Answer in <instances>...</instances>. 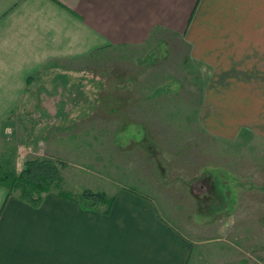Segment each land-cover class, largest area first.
Segmentation results:
<instances>
[{
  "label": "rangeland",
  "instance_id": "1",
  "mask_svg": "<svg viewBox=\"0 0 264 264\" xmlns=\"http://www.w3.org/2000/svg\"><path fill=\"white\" fill-rule=\"evenodd\" d=\"M44 75L43 88L63 86L64 96L24 102L2 123L5 168L48 158L72 197H151L193 242L190 264H264V133L225 137L203 126L209 71L184 39L159 31L144 46L59 62Z\"/></svg>",
  "mask_w": 264,
  "mask_h": 264
},
{
  "label": "crops",
  "instance_id": "2",
  "mask_svg": "<svg viewBox=\"0 0 264 264\" xmlns=\"http://www.w3.org/2000/svg\"><path fill=\"white\" fill-rule=\"evenodd\" d=\"M159 31L184 39L209 71L206 129L264 133V0H0V127L24 102L62 97L63 86L43 88L59 62L144 46ZM113 196L104 212L52 190L36 208L0 185V264H190L193 242L154 199Z\"/></svg>",
  "mask_w": 264,
  "mask_h": 264
},
{
  "label": "trees",
  "instance_id": "3",
  "mask_svg": "<svg viewBox=\"0 0 264 264\" xmlns=\"http://www.w3.org/2000/svg\"><path fill=\"white\" fill-rule=\"evenodd\" d=\"M62 182V170L52 159H30L26 161L23 170L19 173L14 169L5 168L3 161L0 160V185L8 190L9 195L28 202L36 208L41 206L45 195L54 189H58L60 195L64 197L73 198L62 189ZM75 199L87 207L96 210L104 209V212H109L115 202V196L92 190H85L81 194V199Z\"/></svg>",
  "mask_w": 264,
  "mask_h": 264
}]
</instances>
